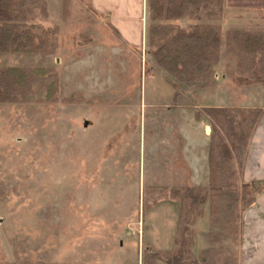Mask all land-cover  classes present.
Wrapping results in <instances>:
<instances>
[{
	"label": "rangeland",
	"instance_id": "obj_1",
	"mask_svg": "<svg viewBox=\"0 0 264 264\" xmlns=\"http://www.w3.org/2000/svg\"><path fill=\"white\" fill-rule=\"evenodd\" d=\"M45 1L47 18L36 23L56 31L54 49L0 54V68L52 70L57 86L48 98L40 87L27 102L0 104V264H144L145 252L164 258L179 249L183 210L170 191L189 187L205 197L184 201L194 263L238 264L246 208L209 186L208 163L193 180L184 153L200 151L208 129V156L204 108H242L264 86L228 75L224 47L228 31H264V0H223L219 15L201 22L220 29V57L211 80L191 83L176 82L150 55L148 0L136 46L86 0ZM234 178L243 184L238 172Z\"/></svg>",
	"mask_w": 264,
	"mask_h": 264
},
{
	"label": "trees",
	"instance_id": "obj_2",
	"mask_svg": "<svg viewBox=\"0 0 264 264\" xmlns=\"http://www.w3.org/2000/svg\"><path fill=\"white\" fill-rule=\"evenodd\" d=\"M223 0H148L150 19L148 48L160 69L178 83L208 82L211 66L220 57V29L201 22L215 19L222 10ZM45 0H0V54L49 53L55 47L56 31L45 29L37 21L47 18ZM188 19L195 23L187 28L171 22ZM225 61L228 75L239 79L264 81V31L231 30L225 35ZM50 83L45 86L46 79ZM47 88V98L56 91V74L48 69L0 68V104L24 103L33 90ZM202 113L210 120L208 145L209 186L223 191L235 202L240 198L245 208L252 205L264 192V181L237 186L236 173H242L251 136L262 117L258 108H204ZM199 115L195 114V119ZM241 189V194L238 193ZM151 191H154L151 189ZM198 188L170 191V196L182 200L179 216V249L171 254L145 252L144 264L163 259L165 264H195L185 242L188 217L184 201L201 203ZM230 207V205L228 206ZM190 211V210H189ZM201 214L198 211L194 216ZM189 243V242H188ZM190 246V245H189ZM202 264L204 260L201 259Z\"/></svg>",
	"mask_w": 264,
	"mask_h": 264
},
{
	"label": "crops",
	"instance_id": "obj_3",
	"mask_svg": "<svg viewBox=\"0 0 264 264\" xmlns=\"http://www.w3.org/2000/svg\"><path fill=\"white\" fill-rule=\"evenodd\" d=\"M86 1L96 12L108 15L110 25L124 41L132 46L138 44L143 32L142 22L144 21V4L146 0ZM257 87V90L261 89L258 92L259 94L256 95L253 91H250L249 96L246 97L248 105L242 107L250 109L258 108L263 111L262 117L251 136L245 155L241 173L243 183L264 181V93L262 92L264 86ZM194 123L197 124L196 121ZM207 132L208 129L202 135L203 141L199 144L200 147L202 146L200 151L196 150L197 147L190 146L187 152L184 153V163L192 174L193 180L199 171V167L204 166V169H207ZM185 135V141L187 138L191 140L188 133ZM176 217L177 210L176 213L173 211V221ZM203 219L208 223L207 215ZM240 227L238 264H264V192L257 195L254 203L241 212ZM172 240L171 243L174 245V238ZM160 244H155L157 246L156 250L167 252L173 250V247L172 249L170 246L164 248L160 247Z\"/></svg>",
	"mask_w": 264,
	"mask_h": 264
}]
</instances>
